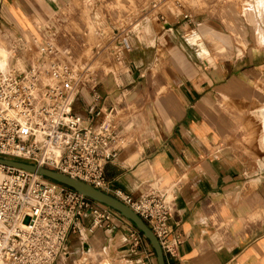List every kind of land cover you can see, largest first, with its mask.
Instances as JSON below:
<instances>
[{
    "label": "crops",
    "instance_id": "1",
    "mask_svg": "<svg viewBox=\"0 0 264 264\" xmlns=\"http://www.w3.org/2000/svg\"><path fill=\"white\" fill-rule=\"evenodd\" d=\"M80 6L92 13L93 41ZM44 25L91 63L98 106L113 108L118 153L104 167L110 190L174 195L168 223L179 243L165 264H264V160L247 164L230 147L254 105L249 128L264 152V0H0V38L9 45ZM76 96L73 108L85 115L90 94L81 88ZM220 99L242 113L220 110ZM80 224L54 264H156L121 216L91 232L88 215Z\"/></svg>",
    "mask_w": 264,
    "mask_h": 264
},
{
    "label": "built area",
    "instance_id": "2",
    "mask_svg": "<svg viewBox=\"0 0 264 264\" xmlns=\"http://www.w3.org/2000/svg\"><path fill=\"white\" fill-rule=\"evenodd\" d=\"M29 39L11 42L0 69V158L55 170L114 196L151 229L164 257L173 255L179 238L168 223L172 192L153 189L133 197L110 190L105 180V165L117 157L118 133L111 122L113 108L101 111L98 106L91 63L59 45L49 25ZM116 39L123 51L131 50L124 33ZM81 88L90 94L85 115L73 108ZM87 215L91 232L118 214L67 186L0 164V264H54L66 252L68 231L80 234V218ZM142 240L135 230L134 245Z\"/></svg>",
    "mask_w": 264,
    "mask_h": 264
},
{
    "label": "water",
    "instance_id": "3",
    "mask_svg": "<svg viewBox=\"0 0 264 264\" xmlns=\"http://www.w3.org/2000/svg\"><path fill=\"white\" fill-rule=\"evenodd\" d=\"M0 164L42 176L56 183L67 186L77 193L109 207L141 233L154 254L156 264H165L163 251L151 229L128 205L124 204L114 196L76 178H72L55 170H50L36 164L3 158H0Z\"/></svg>",
    "mask_w": 264,
    "mask_h": 264
},
{
    "label": "rangeland",
    "instance_id": "4",
    "mask_svg": "<svg viewBox=\"0 0 264 264\" xmlns=\"http://www.w3.org/2000/svg\"><path fill=\"white\" fill-rule=\"evenodd\" d=\"M249 5H251V3L250 4H247L246 7L251 12V11H253V8L250 9V6ZM252 6H254V5H252ZM260 7H261V5H259V9H260ZM97 12L100 13V11H97ZM91 15H92V13H90V10H88V9L80 6L79 16H80V18H83L84 19L85 25L88 28V31H89V33H88V40L89 41H91L93 39V36H92L93 24L91 23V18H92ZM100 16L102 17V14H100ZM250 28H253V27L250 26ZM72 29L73 30H76V31L80 30V24H78V22H74V24L72 23ZM102 30L105 32V34H110L109 36L112 35L111 34V30L107 26H105V28L103 27ZM263 32H264V29L262 30V29L259 28L260 35H262ZM0 44L4 46V48L7 50V53L9 54V47H10V45L8 44V42H6V41H4V40H2L0 38ZM87 53H88L87 51H85V53L83 52V54H87ZM7 57H9V55ZM110 75H111V73H108L107 74V76H110ZM254 89H256L255 86H254V88L252 90L254 91ZM263 89H264V81H263ZM248 97H249V95H248ZM220 102H221V104L219 106L217 105V107H219L220 110L225 109V110H227V112L228 111L229 112H237V114L238 113L239 114L242 113V112H240V110L236 109L235 106H233L231 104H227V103L224 104V101L222 99H220ZM252 102H254V101H252ZM251 106H249V107H251ZM249 107L246 108L247 110L245 112L246 117H247V126L241 127L242 136L241 137L234 138V140H232L231 141V144H230L231 149L235 150V152L242 159V161H246L247 164H249L250 162L256 161V160L257 161L264 160V152H260L259 151L260 149H258V144H257L258 143L257 142L258 137H256V135H254V132L251 133L250 132V128H249L250 124L251 123H254L253 120L252 121L250 120V119H252L254 117L252 111H254V112L255 111H258L259 108H254V105H253L252 106L253 109L250 110ZM252 128H254V124H253V127ZM245 131H246V135H245ZM256 144H257V146H256ZM263 149H264V147H263ZM252 172H254L253 169H248L247 170V174L252 173Z\"/></svg>",
    "mask_w": 264,
    "mask_h": 264
},
{
    "label": "bare ground",
    "instance_id": "5",
    "mask_svg": "<svg viewBox=\"0 0 264 264\" xmlns=\"http://www.w3.org/2000/svg\"><path fill=\"white\" fill-rule=\"evenodd\" d=\"M5 67V55L0 47V68H4Z\"/></svg>",
    "mask_w": 264,
    "mask_h": 264
},
{
    "label": "trees",
    "instance_id": "6",
    "mask_svg": "<svg viewBox=\"0 0 264 264\" xmlns=\"http://www.w3.org/2000/svg\"><path fill=\"white\" fill-rule=\"evenodd\" d=\"M140 233V232H139ZM141 234V233H140ZM145 240V239H144Z\"/></svg>",
    "mask_w": 264,
    "mask_h": 264
}]
</instances>
